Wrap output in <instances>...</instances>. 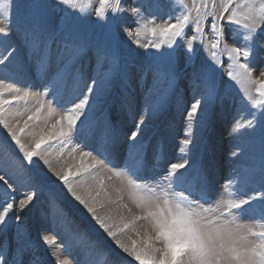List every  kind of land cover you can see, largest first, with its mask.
Here are the masks:
<instances>
[{"label":"snow or ice","instance_id":"snow-or-ice-1","mask_svg":"<svg viewBox=\"0 0 264 264\" xmlns=\"http://www.w3.org/2000/svg\"><path fill=\"white\" fill-rule=\"evenodd\" d=\"M10 6L11 0H0V37L12 35ZM35 7L47 11L27 24L20 40L15 44L0 40V65L17 60L22 46L25 61L32 62L44 77L41 91L0 79V131L7 138L0 142V232L12 221L21 222L30 206H35L42 187L51 181L69 197L67 204L60 203L54 192L49 199L50 211L63 227L61 242L56 244L48 234L39 237L46 245H55L51 252L55 264H264V166L260 186L252 193L236 198L238 194L232 191L236 181L229 179L224 194L213 198L212 161L195 167L187 158L189 146H195L193 122L206 127L208 110L219 98L215 73L220 71L242 92L244 109L232 130L258 132L264 160V65L257 63L264 57V0H191V6L186 0H174L172 11L164 16H145L147 7L137 0H88L87 4L53 0ZM85 16L106 25L111 21L137 48L152 49L161 59L167 58L169 66L163 75L174 96L181 72L191 69L193 96L185 110L180 158L159 178L148 180L139 175L136 157L144 149L145 126L141 116L125 134L128 152L136 162L110 168L116 177L127 179L138 213L128 204L120 205L125 212L114 211L111 205L117 201L111 199L104 180L93 189L85 179L91 176L95 181L92 170L105 166V161L111 165L108 157L116 154L121 138L115 125L106 124L99 130L104 151L84 150L87 144H77L69 155L79 149V163L60 168L49 158L50 148L67 147L83 135L100 90L124 82L120 77L113 80L119 59L111 46L92 42L77 29L76 22ZM126 16L133 18L134 26L120 27L119 21ZM145 36L151 38L142 41ZM201 53L203 59L197 66ZM86 58L92 64L91 73L85 72ZM68 81L78 94L65 104L58 85ZM30 99L35 100L32 106ZM25 135L32 137L30 144L22 139ZM246 152L244 145L237 144L232 156L239 158ZM63 154L61 150L59 155ZM86 158L94 162L85 164ZM73 205L88 227L76 224L70 214ZM246 216L251 224L241 222ZM9 248L0 243V264H23L21 257L31 248V240L19 232L15 254Z\"/></svg>","mask_w":264,"mask_h":264},{"label":"rangeland","instance_id":"rangeland-1","mask_svg":"<svg viewBox=\"0 0 264 264\" xmlns=\"http://www.w3.org/2000/svg\"><path fill=\"white\" fill-rule=\"evenodd\" d=\"M52 2L53 0H11L8 15L11 20L12 35L10 38L0 37V40L9 39L11 43L15 44L21 39L22 31L27 24L34 17L47 11V9L35 7V5L52 4ZM81 2L87 4L88 0H81ZM128 2L131 3V0ZM141 2L147 7L145 16L150 14L164 16L172 11L170 5H174V0H137V3ZM186 2L191 6V0H186ZM119 25L120 27L134 26L133 18L126 16L119 21ZM76 27L88 40L103 46H111L119 59V71L112 73L113 80L120 77L124 82L123 84L116 82L100 90L99 99L92 105V111L88 113V120L85 121V126L82 129L83 135L77 137L67 147L56 145L50 148L51 156L49 158L52 159L53 166L56 168L66 167L73 163L78 164L79 149L73 156L69 155L73 147L77 144H87L88 147L84 150L99 149L104 151V143L100 139L99 130L106 124L115 125L121 138L116 154L108 157L112 162L111 165L105 161V166L93 169L95 181L91 176H87L85 179L93 189L99 187V180H104L105 188L111 199L117 201L111 205L114 211L125 212V209L120 205L128 204L133 212L138 213V209L131 200V190L127 185V179L116 177L110 168L112 166L124 168L125 165L134 164L138 159L140 161L139 175L152 180L159 178L171 162H176L180 158L179 149L181 141L185 138L187 124L185 110L193 96L190 87L191 69L181 72L177 79L175 92L176 96L180 97L178 101L163 75L169 66L167 58L161 59L160 54L155 50L137 48L131 44L122 31L116 30V25L111 21L106 25L104 21H97L93 16H85L76 22ZM150 38V36H145L141 39L143 41ZM177 51L185 50L178 49ZM25 55L26 50L21 46L17 60L7 66L0 65V79L21 88L32 85L33 91H41L40 86L44 83V77L32 62L25 61ZM173 58H175V54ZM202 59L203 53L196 60L197 66ZM257 63L264 65V57ZM91 67L92 64L86 58L85 72L91 73ZM215 82L219 98L208 110L206 127L193 122L192 139L195 146H189L187 158L194 163L195 167H202L207 164L208 160L212 161L210 194L213 198H217L218 194H224V186L229 179L236 181L232 191L238 194L236 197L238 198V196L252 193L260 186V173L264 166L260 137L259 133L253 130L233 132L234 121L244 109L242 92L238 85L228 81L220 71L215 73ZM58 87L62 103L68 104L76 99L78 93L74 91L71 81L62 82ZM78 87L82 88L83 85ZM252 87L254 86H250V90ZM94 95L96 94L94 93ZM28 103L29 106H32L35 100L30 99ZM19 110L23 111V107ZM141 116L145 118L144 149L136 159H133L127 149L129 142L126 140L125 134L133 129L134 124ZM81 120H84V117H81ZM6 139L5 133L0 131V142H6ZM22 139L26 144L32 142V137L28 135ZM237 144H242L247 149L246 154L239 158L232 156ZM61 150H63V156L59 155ZM93 155H96L95 151ZM101 158L97 157V159ZM93 162L91 158H86L84 161L85 164ZM118 189L120 191H117ZM53 192L60 203H68L69 197L58 184L48 181L42 187L39 198L34 202L35 206H30V210L26 211L24 219L19 224L12 221L7 230L0 232V243L5 246L10 245L9 251L13 254L16 252V240L19 232H23L30 238L31 248L25 250L21 257L23 264H33V261H39V264H55V259L51 255L55 245H46L39 239L41 234H48L55 238L56 244H59L64 236L63 227L50 211L49 199ZM121 195L123 196L122 201L119 200ZM101 198H105L103 192ZM70 214L78 226L82 228L89 226L82 222L80 210L75 205L70 210ZM241 222L252 223L247 216Z\"/></svg>","mask_w":264,"mask_h":264},{"label":"bare ground","instance_id":"bare-ground-1","mask_svg":"<svg viewBox=\"0 0 264 264\" xmlns=\"http://www.w3.org/2000/svg\"><path fill=\"white\" fill-rule=\"evenodd\" d=\"M22 259V261H23V258H21Z\"/></svg>","mask_w":264,"mask_h":264}]
</instances>
